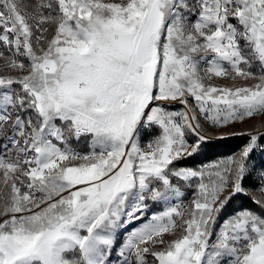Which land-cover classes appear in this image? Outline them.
I'll return each instance as SVG.
<instances>
[{"label": "snow or ice", "instance_id": "obj_1", "mask_svg": "<svg viewBox=\"0 0 264 264\" xmlns=\"http://www.w3.org/2000/svg\"><path fill=\"white\" fill-rule=\"evenodd\" d=\"M0 46V264H264L261 137L180 163L264 115V0H0Z\"/></svg>", "mask_w": 264, "mask_h": 264}, {"label": "rangeland", "instance_id": "obj_2", "mask_svg": "<svg viewBox=\"0 0 264 264\" xmlns=\"http://www.w3.org/2000/svg\"><path fill=\"white\" fill-rule=\"evenodd\" d=\"M24 3H27L29 5L33 4L35 2V0H23ZM2 47V46H0ZM0 63H3V61H0ZM255 71V69H253ZM6 73H0V75H4ZM13 75L17 74V73H11ZM256 81H241V80H237V81H230V80H221L219 78H216L212 81V83H216V84H222V85H227V86H232V85H236V86H240L244 83H248V84H251V83H255ZM173 108L177 109V110H181L183 108L182 105L180 104H174L172 106ZM203 123V121H202ZM229 132H235V133H243V135H233V136H228L227 138H224V139H217L215 135H213L207 142H211V141H217V140H226V139H231V138H234V137H243V136H247L248 137V134L251 133L252 135H257V136H262L264 135V115H261V116H255L251 119H247L245 120L244 123H238V124H234V125H231L228 129ZM194 137L189 134L188 136V139L191 140L193 139ZM262 140L260 139L259 143H261L262 145H264V143L261 142ZM73 144L75 145V142H73ZM82 150H86V148H83V146H81ZM240 151V150H239ZM236 152L234 154H238L239 153ZM201 153H198L197 155L193 156V157H188L186 158L185 162L187 161H192L194 159V157L200 155ZM233 155V154H232ZM225 158L223 159H219V160H216L214 162H217V161H221V160H224ZM255 159L257 160V162H255ZM255 159L252 160L251 159V156L249 158V163L253 166H259L261 163H264V153L260 152V151H257V154L255 156ZM183 161H181L180 163L183 164ZM210 163H213V162H206V163H203V164H200V163H195V164H190V166L188 164L184 165L186 167H190V168H201V167H204L205 165H208ZM255 178H257L258 180V183L255 187H253L252 189H249V194L250 195H255L258 199L261 198L260 196V193L259 192H256L255 189L257 188L258 184H259V179L256 175H254ZM182 191H184L185 193V196L183 198L184 202L187 203L189 198L194 195V189H187V188H183ZM251 200V199H250ZM238 201H236L235 204L233 205H230L229 206V209L228 211H234L236 208H238ZM151 210V209H150ZM257 211H260L259 207H258V210ZM165 239H170V237H165Z\"/></svg>", "mask_w": 264, "mask_h": 264}, {"label": "trees", "instance_id": "obj_3", "mask_svg": "<svg viewBox=\"0 0 264 264\" xmlns=\"http://www.w3.org/2000/svg\"><path fill=\"white\" fill-rule=\"evenodd\" d=\"M261 137V142L264 143V135L260 136ZM249 137L243 136V137H234L231 139H226V140H217V141H211L207 142V147L204 149V151L194 157V159L190 161H183V164L186 165L188 164H195V163H206V162H214L219 159L227 158L231 156L232 154L238 152L247 142H248ZM257 154V151L254 152L251 155V159L254 160L255 156ZM264 161V160H263ZM255 162L257 160L255 159ZM255 174H253L250 177H247L244 182V186L247 189H252L255 187L258 183L257 178L254 177ZM238 206H245L247 208H250L252 210L257 211L258 206L254 204L249 197H240L238 200Z\"/></svg>", "mask_w": 264, "mask_h": 264}]
</instances>
